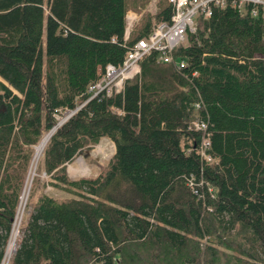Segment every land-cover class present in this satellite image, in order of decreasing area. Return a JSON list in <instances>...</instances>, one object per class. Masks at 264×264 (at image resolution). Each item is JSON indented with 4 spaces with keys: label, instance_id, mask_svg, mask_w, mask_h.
<instances>
[{
    "label": "trees",
    "instance_id": "1",
    "mask_svg": "<svg viewBox=\"0 0 264 264\" xmlns=\"http://www.w3.org/2000/svg\"><path fill=\"white\" fill-rule=\"evenodd\" d=\"M148 1L0 0V264L34 148L79 104L44 147L8 264H264V11L214 7L173 49L184 67L151 53L119 93L83 104L107 64L170 20L161 0L124 39ZM102 138L115 146L105 167L70 177ZM41 173L68 197L36 194Z\"/></svg>",
    "mask_w": 264,
    "mask_h": 264
},
{
    "label": "built area",
    "instance_id": "2",
    "mask_svg": "<svg viewBox=\"0 0 264 264\" xmlns=\"http://www.w3.org/2000/svg\"><path fill=\"white\" fill-rule=\"evenodd\" d=\"M172 5V14L169 21H158L153 24L150 34L144 38L137 40L134 45L127 50L120 64H107L103 72L98 78L88 86V98L83 104L94 97L105 95L111 96L119 93L124 85L125 80L134 77L140 71V61L151 53L157 54V60L165 63H175L177 67H184V61H174L172 52L178 45L187 39L189 32L195 31L196 21L198 17L208 18L214 7H225L228 4L239 9L244 5L251 3L255 7L259 6L264 11V0H168ZM252 13L256 14V9H252ZM135 13L126 14V28L124 39L129 37V33L137 21ZM82 104V105H83ZM81 104L73 109H64L57 121L56 127L60 126L70 118L79 108ZM200 104L195 103V108H199ZM118 112L120 110L114 109ZM195 130L201 132V141L199 153L201 157L208 163H213L215 159L208 153L210 148V133L208 124L196 118L192 121ZM17 213L15 216L16 220ZM15 222V221H14ZM14 224V223H13ZM13 228V226H12Z\"/></svg>",
    "mask_w": 264,
    "mask_h": 264
},
{
    "label": "rangeland",
    "instance_id": "3",
    "mask_svg": "<svg viewBox=\"0 0 264 264\" xmlns=\"http://www.w3.org/2000/svg\"><path fill=\"white\" fill-rule=\"evenodd\" d=\"M160 2H161V0H149L144 8L138 9L136 11L129 10L128 13L129 12L135 13L137 15L138 19L135 22V24H136L137 22L140 21L141 17L144 14H150V15L155 14L157 9H158V5L160 4ZM184 43H186V41ZM0 80L2 81L1 78H0ZM59 116L60 115H58L56 117L57 121L60 118L65 117V116L64 117H59ZM46 134H44V135H46ZM114 152H115L114 143L108 138H102L99 141V143L92 145L91 147L84 148L83 153L78 154L70 163H67L66 164L67 173L72 178H76V177H80V176H94L100 172L101 168L105 167V165L107 164V162L109 161V159L111 158V156L113 155ZM33 155L35 156V154H33ZM41 157H42V155H41ZM41 157H40V159H41ZM32 159H33V161L30 164V168H29V172H28L29 175H30V171L33 167V162H34V158H32ZM39 160H38V162H39ZM37 165H38V163H37ZM36 169H37V167H36ZM36 169L34 171V175L32 176V180H33V177L35 175H37ZM29 175L26 178L27 183L29 180ZM39 177H40V182H42V183L37 187L36 194H39L41 191H43V192H46V193L52 195L55 198H66V197H68L67 193L62 192L58 189H54L49 185H45V183L48 179L47 175H45L44 173H41L39 175ZM26 181H25V184H26ZM43 184H44V186H43ZM31 185H32V182L29 185V189H28V193H27L28 195L24 198V194H25L24 190H23L24 193L22 192L23 195H21V197H22L20 199L21 203L25 199L24 200L25 204H24V207L22 209V216H21L19 226L21 224L22 218L27 217L26 209H25L26 204H28V202H31V203H32V201L34 202V199L31 201L29 200V191H30ZM26 186H27V184H26ZM21 203H20V206H21ZM20 206H19V211L17 210L18 214L20 212ZM18 236H19V233H18ZM18 236H17V238H18ZM91 264H93V263H91ZM115 264H117V262H115Z\"/></svg>",
    "mask_w": 264,
    "mask_h": 264
},
{
    "label": "bare ground",
    "instance_id": "4",
    "mask_svg": "<svg viewBox=\"0 0 264 264\" xmlns=\"http://www.w3.org/2000/svg\"><path fill=\"white\" fill-rule=\"evenodd\" d=\"M53 131H54V129L51 132H49L46 135H44L42 140H41V142H40V144L35 147V156H34L33 167H32V169L30 171L29 180H28V183H27V186H26L24 198L28 195L27 193H28L29 185H30V183L32 181V176L34 175V171H35V169L37 167L38 160L40 159V157H41V155L43 153L44 147H45L46 143L48 142L49 137L51 136ZM24 200L21 203L20 212H19V214H17V218H16V221H15V224H14V228H13V233H12L11 239L9 241V244H8V247H7V250H6V253H5V258H4L3 264H8L9 259H10L11 255H12L14 249H15L16 239H17L18 231H19V223H20L21 216H22V209H23L24 204H25Z\"/></svg>",
    "mask_w": 264,
    "mask_h": 264
},
{
    "label": "water",
    "instance_id": "5",
    "mask_svg": "<svg viewBox=\"0 0 264 264\" xmlns=\"http://www.w3.org/2000/svg\"><path fill=\"white\" fill-rule=\"evenodd\" d=\"M56 127V126H55ZM55 127L53 129H55Z\"/></svg>",
    "mask_w": 264,
    "mask_h": 264
}]
</instances>
